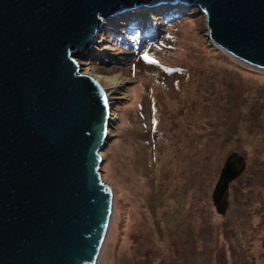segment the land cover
<instances>
[{
  "label": "rangeland",
  "instance_id": "374dc122",
  "mask_svg": "<svg viewBox=\"0 0 264 264\" xmlns=\"http://www.w3.org/2000/svg\"><path fill=\"white\" fill-rule=\"evenodd\" d=\"M182 2L102 18L73 56L100 77L110 117L96 264H264V68L219 47L204 9ZM226 163L236 174L215 201Z\"/></svg>",
  "mask_w": 264,
  "mask_h": 264
},
{
  "label": "water",
  "instance_id": "95a60500",
  "mask_svg": "<svg viewBox=\"0 0 264 264\" xmlns=\"http://www.w3.org/2000/svg\"><path fill=\"white\" fill-rule=\"evenodd\" d=\"M161 1L0 0V264H96L112 211L98 171L110 117L73 56L109 11ZM187 1L219 47L264 68V0ZM235 174L226 163L215 201Z\"/></svg>",
  "mask_w": 264,
  "mask_h": 264
},
{
  "label": "bare ground",
  "instance_id": "6f19581e",
  "mask_svg": "<svg viewBox=\"0 0 264 264\" xmlns=\"http://www.w3.org/2000/svg\"><path fill=\"white\" fill-rule=\"evenodd\" d=\"M158 1V0H157ZM177 0H162L161 2H158V3H155V5L153 6V7H150L149 9H152V10H156V11H158L159 9L161 10V7H163V5H165L166 3H168V4H171V3H175ZM154 2H156V1H154ZM178 2H181V3H183L182 2V0H178ZM139 7H144V6H142V5H139V6H137V8H129L127 11H129L130 9H136L137 11H138V9H139ZM121 13H123V12H116L115 13V11L113 10V11H109L108 12V14H107V16L105 17V16H102V18H104V19H107L108 20V18L110 17V16H113L114 14H121ZM122 16L124 15V14H121ZM121 16V17H122ZM108 17V18H107ZM101 24H102V22H101ZM101 27H102V25H101ZM85 74V73H84ZM85 75H87V74H85ZM88 76V75H87ZM100 77H94L92 80L94 81V82H100V79H99ZM106 79L107 80H109L111 83H112V85L114 84V85H116V84H118V83H120V81L119 80H116V77H109V76H107L106 77ZM99 84V83H98ZM122 84V83H121ZM100 85V84H99ZM104 98H106V96H104ZM107 99H105V101H106Z\"/></svg>",
  "mask_w": 264,
  "mask_h": 264
},
{
  "label": "snow or ice",
  "instance_id": "6c2138e0",
  "mask_svg": "<svg viewBox=\"0 0 264 264\" xmlns=\"http://www.w3.org/2000/svg\"><path fill=\"white\" fill-rule=\"evenodd\" d=\"M145 59H148V57H147V55H145V57H144ZM150 62H154V61H150Z\"/></svg>",
  "mask_w": 264,
  "mask_h": 264
},
{
  "label": "trees",
  "instance_id": "16d2710c",
  "mask_svg": "<svg viewBox=\"0 0 264 264\" xmlns=\"http://www.w3.org/2000/svg\"><path fill=\"white\" fill-rule=\"evenodd\" d=\"M192 11H194V9H192Z\"/></svg>",
  "mask_w": 264,
  "mask_h": 264
}]
</instances>
